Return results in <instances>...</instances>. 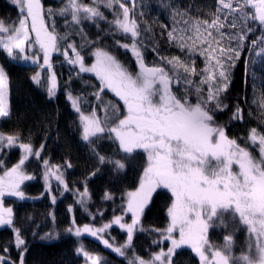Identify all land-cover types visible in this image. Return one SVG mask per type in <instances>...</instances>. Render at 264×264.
Returning <instances> with one entry per match:
<instances>
[{
  "label": "snow or ice",
  "instance_id": "snow-or-ice-1",
  "mask_svg": "<svg viewBox=\"0 0 264 264\" xmlns=\"http://www.w3.org/2000/svg\"><path fill=\"white\" fill-rule=\"evenodd\" d=\"M10 3L18 9V15L8 25L0 19V50L10 60L36 65L39 71L31 79L37 86L46 88L50 99L57 95L58 88L54 54L62 56V62L75 69L76 76L92 74L98 81L91 86L95 103L87 113L82 110L81 96H74L71 91L66 95L70 107L78 114L81 139L91 147L98 162L125 169L121 160L98 152L93 146L97 140L116 143L118 151L126 155L136 150L147 155L138 187L127 192L120 214L114 213L99 225L78 226L73 218L66 231L77 238L84 234L96 238L127 264H174V256L185 245L199 258V264H264V131L252 127L246 137L247 144L257 149L256 155L236 138H230L226 125L217 122V113L229 108L225 101L237 62L246 51L251 54L258 48L255 55L264 54V0H216L210 19L191 21L177 19L185 13L173 8L171 28L161 27L166 30L169 44L185 53V58L162 56L153 47L156 61L151 64L145 61V43L135 11L137 0H91L89 4L83 0H63L59 8H49L47 13L41 0H10ZM102 8L113 18L108 19ZM143 15L141 11L139 16ZM46 16L51 24L46 22ZM57 16L64 18L63 33L57 30ZM85 21L94 24L104 35L112 36L113 44L102 46L101 36L90 39L83 27ZM101 21L108 29H100ZM257 27L260 34L250 40ZM117 35L130 43L116 39ZM76 36L80 37L79 43L74 39ZM114 48L129 52L137 71H130L111 50ZM88 57L93 58L91 64L86 62ZM197 57L203 67H197ZM244 62L247 65L249 60ZM174 88L182 90V94L178 95ZM108 93L114 100H104ZM260 107L264 108V102ZM232 108L231 119L242 121L243 108L239 102ZM9 116V77L0 65V118ZM17 147L20 157L11 167L0 159V226H7L13 232L18 264H25L26 240L14 224L13 208L5 207L4 198L20 201L29 198L23 186L36 179L25 167L30 157L42 160L44 192L41 195L47 194L51 203H56L54 180L60 196L74 190L76 203L92 220L96 214L87 207L90 192L86 183L83 191L71 189L64 166L42 158L45 144L34 150L33 144L25 142L19 133L0 132V152ZM66 167L71 168V163L66 162ZM158 189L167 190L172 201L167 209L169 223L163 230L153 229L160 237L153 244L159 246L167 241L169 246L166 250L161 247L145 259L135 251L134 236L137 231H144L142 217ZM103 198L114 199L108 192ZM68 211H73L72 206ZM98 215L103 217V212ZM129 215L130 221L126 219ZM238 225L246 228L247 252L233 255V233L223 236L222 246L210 242V229L227 232L230 226L236 229ZM113 226L126 233L122 244H117L111 236ZM44 238L50 239L51 235ZM3 252L0 264H17L10 257L8 246ZM76 252L84 257L85 264H105L103 257L89 252L82 243Z\"/></svg>",
  "mask_w": 264,
  "mask_h": 264
},
{
  "label": "trees",
  "instance_id": "trees-1",
  "mask_svg": "<svg viewBox=\"0 0 264 264\" xmlns=\"http://www.w3.org/2000/svg\"><path fill=\"white\" fill-rule=\"evenodd\" d=\"M62 2L63 0H41L45 13L49 8H59ZM83 2L89 4L91 0H83ZM165 4L170 7H163ZM137 5L135 11L145 43V61L151 64L156 61L153 47L158 48L162 56L177 55L185 58V53H181L177 47L169 44L166 30L161 27L168 25L169 29L171 28L173 8L185 13L183 17H177L179 20L210 19L216 9V0H137ZM129 6L131 7V4ZM102 11L108 19L113 18L107 9L102 8ZM141 11L144 13L142 18L139 16ZM17 15L18 9L10 3V0H0V19L6 25L16 21ZM46 22L51 24L47 16ZM55 22L57 30L63 33L64 18L57 16ZM83 27L90 39L96 40L101 36L102 46L113 44V37L98 31L91 22L85 21ZM100 29L106 30L108 25L101 21ZM259 34L260 30L257 27V31L251 34L249 39H255ZM115 38L130 43V40H125L122 36L117 35ZM74 39L80 42L79 36ZM111 50L129 67L130 71H137L135 61L129 52L120 48ZM258 50V48L254 49L251 54L246 51L245 56L237 62L232 70V83L225 101L229 104V108L217 113V122L226 125L227 135L236 138L241 146H248L256 155H258L257 149L247 144L246 137L252 127L264 131V108L260 107L264 102V54L256 56L255 52ZM196 59L197 67H203L202 60L199 57ZM245 59L249 60L247 65ZM62 60L59 54L53 55L58 88L57 95L50 99L46 88L37 86L31 79L35 72L39 71L37 66L20 65L6 58L0 51V65L5 67L9 77L10 102V116L0 119V132L19 133L25 142L33 144L34 150L42 143L45 144L42 158L49 159L52 164L64 166L65 178L71 189L79 188L83 191L86 183L90 192L87 207L90 213L96 214V219L92 220L82 206L76 203L77 195L74 190L60 196L57 185L53 184V190L57 195L55 204L51 203V198L47 194L41 195L44 192L41 179L42 160L38 161L35 157H30L25 166L29 173L36 176V179L26 182L23 186L29 198L20 201L14 197H5L4 205L13 208L14 224L21 229L26 240L28 250L24 257L25 264H85L83 256L76 252L81 243L89 252L103 257L105 264H127L124 258L105 248L96 238L87 234L77 238L66 230L71 226L73 218L78 226L86 223L99 225L109 220L114 213L120 214V207L126 200L127 192L134 191L138 187L147 158L143 152L124 156L118 151L116 143L104 139L97 140L93 146L101 155L121 160L125 164V169L118 170L112 164L101 165L98 162L91 147L82 141L78 114L66 99L68 91L74 96H81L82 110L87 113L95 103L91 96L93 92L91 86L98 81L89 74L76 76V70ZM86 62L91 64L93 58L88 57ZM174 91H177L178 95L182 94V90L174 88ZM104 99L107 100L105 97ZM191 99L195 102V95H192ZM237 102L243 108L242 121L231 119L232 106ZM19 157L18 147L0 152V159L7 167L16 163ZM66 162H70L72 167L67 168ZM105 192L112 194L114 199L104 200ZM171 201V195L166 190L158 189L143 214L144 231L136 232L133 243L135 251L145 259L149 258L150 253L158 252L161 247L166 250L169 246L167 241L159 246L153 244V241L160 239L153 229L163 230L167 227L169 223L167 209ZM69 206H72V212L68 211ZM99 212H103V217L98 215ZM126 219L130 221V215ZM244 229L239 225L236 229L230 226L227 232L213 228L209 231V240L214 245L222 246L223 236L233 233L235 236L233 255L239 256L241 252L248 251ZM110 233L115 237L117 244H122L126 239V233L121 232L116 226L110 229ZM46 234L51 235V238L42 239ZM13 239V232L7 226H0V254H4L3 249L8 246L11 259L18 264L19 255L13 246ZM174 264H199V258L185 245L174 256Z\"/></svg>",
  "mask_w": 264,
  "mask_h": 264
},
{
  "label": "rangeland",
  "instance_id": "rangeland-1",
  "mask_svg": "<svg viewBox=\"0 0 264 264\" xmlns=\"http://www.w3.org/2000/svg\"><path fill=\"white\" fill-rule=\"evenodd\" d=\"M1 52H2V50H0ZM3 53V52H2ZM4 54V53H3ZM5 55V54H4ZM55 55V54H54ZM5 57H6V55H5ZM7 58V57H6ZM9 59V58H8ZM14 62H17L18 64H20V65H24V66H36V65H33V64H31V62H28V61H20V60H15ZM84 75H88V74H84ZM89 75H92V74H89ZM93 76V75H92ZM107 100H105V101H108V100H110V98L112 99V100H114V98L111 96V94L110 93H108L107 95H105L104 96ZM0 119H3V118H0ZM121 154H123L124 156L126 155V154H124V153H122V152H120ZM145 154V157L147 158V155H146V153H144ZM128 156V155H127ZM52 184H56V182L53 180L52 181ZM167 191V190H166ZM168 192V191H167ZM169 193V192H168ZM170 194V193H169ZM245 228V227H244ZM244 232L246 233V240H247V242H248V236H247V232H246V228L244 229ZM177 236H178V233L176 234ZM245 249H246V246H245ZM253 252H254V249L252 250ZM84 258V257H83ZM84 261H85V259H84Z\"/></svg>",
  "mask_w": 264,
  "mask_h": 264
},
{
  "label": "flooded vegetation",
  "instance_id": "flooded-vegetation-1",
  "mask_svg": "<svg viewBox=\"0 0 264 264\" xmlns=\"http://www.w3.org/2000/svg\"><path fill=\"white\" fill-rule=\"evenodd\" d=\"M140 152H143L142 150H136L133 154H136V153H140ZM144 153V152H143ZM131 154V155H133ZM165 190V189H164Z\"/></svg>",
  "mask_w": 264,
  "mask_h": 264
}]
</instances>
